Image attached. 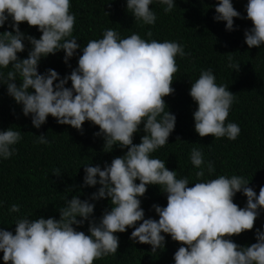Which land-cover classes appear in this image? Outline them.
Here are the masks:
<instances>
[{"label":"clouds","instance_id":"obj_1","mask_svg":"<svg viewBox=\"0 0 264 264\" xmlns=\"http://www.w3.org/2000/svg\"><path fill=\"white\" fill-rule=\"evenodd\" d=\"M153 3L126 0V10L135 21L152 25L156 13L149 6ZM158 3L165 14L175 6L174 0ZM70 6V0H0V27L10 18L12 29L0 33V84L20 105L22 114L30 116L32 127L39 129L48 116L78 131L89 121L98 126L94 135L102 137L104 148L116 145L127 151L103 169L83 165L81 187H99L88 199L76 195L64 199L57 208L59 219L21 216L14 222V234L0 229V259L4 264H93L116 253L115 233L132 228L129 239L149 245L151 252L163 249L165 235L178 242L181 246L173 254L174 264H264V224L255 231V243L240 246L231 239L253 229L254 220L264 211V185L257 195L240 175L201 179L206 172L212 176L213 162L193 147L189 160L197 169V182L188 187L187 178H177L175 170H168L164 160L152 155L167 143L174 129L175 115L167 110L163 97L174 91L176 58L187 55L184 46L174 40L144 39L135 32L121 37L112 28L103 30L101 38L78 45ZM214 11L213 20L223 21L228 31L233 29V18H240L231 0H217ZM245 11L244 18L252 27L244 31V43L259 48L264 45V0H247ZM22 22L35 26L39 39L22 33L18 28ZM151 35V31L145 33ZM24 41L30 50L27 58L19 59ZM78 49L77 66L69 75L61 78L53 69L38 73L42 57L63 50L67 65ZM227 60V67L238 68L231 55ZM68 81L71 87H65ZM188 95L196 104L192 118L200 137L237 138L239 126L226 122L234 95L223 83H216L211 67L200 70ZM141 125L144 135L133 144V134ZM35 137V143H49L45 134ZM21 138L17 128L0 131V159L14 155ZM149 185L166 193V206L152 205L158 219L144 218L140 207L139 198ZM237 192L246 197L244 207L233 203ZM104 198H108L110 210L98 220L90 219L93 202ZM19 210L17 204L8 209L10 213ZM86 220L88 234L74 229Z\"/></svg>","mask_w":264,"mask_h":264},{"label":"trees","instance_id":"obj_2","mask_svg":"<svg viewBox=\"0 0 264 264\" xmlns=\"http://www.w3.org/2000/svg\"><path fill=\"white\" fill-rule=\"evenodd\" d=\"M231 3L240 14V18H233L231 31L225 29L223 21L213 20L217 0H174L175 6L166 14L158 0H154L149 6L156 13L152 25L135 21L126 10V0H70L69 11L75 16L73 36L81 46L90 39L101 38L102 31L108 28L117 31L121 37L135 32L144 39H167L182 44L187 55L176 58L177 72L171 84L174 91L163 97L167 110L175 115L174 129L167 143L152 155L164 160L168 170H175L177 178H187L188 187H191L197 182V169L190 163L189 152L198 147L205 160L212 161L214 167L211 177L206 172L201 179L240 175L249 181L248 187L258 195L260 186L264 185V45L249 48L244 43L243 33L252 27L251 21L244 18L247 0H231ZM10 22L9 18L5 26L0 27V33L12 30ZM18 28L36 39L41 35L35 26L26 22L20 23ZM148 31H151V37L145 36ZM29 50L30 45L24 41V51L17 53L18 58H27ZM80 54L78 49L67 65L63 62V50L49 54L41 58L37 71L44 73L53 69L63 78L77 66ZM228 55L238 64L237 69L227 67ZM209 67L216 83H223L234 95L226 122L239 126L240 133L235 140L211 135L200 137L194 131L192 113L196 104L188 92L200 70ZM16 83L18 86L19 81ZM65 87H71V82L68 81ZM9 127L20 130L22 138L14 146V155L7 160L0 159V229L13 234L14 222L21 216L59 219L57 208L63 206L64 199H71L73 195L81 200L88 199L99 185L81 187L83 165L90 163L103 169L114 157L127 151L116 145L112 149L104 148L102 137L94 135L99 131L98 126L89 121H85L82 131H78L68 125H59L55 118L48 116L39 129L32 127L30 116L22 114L20 105L7 94L6 86L0 84V131ZM41 134L47 136L49 143H35V136ZM142 135L141 125L133 134V144H138ZM139 199L144 218L158 219L152 205L166 206V193L155 185L147 186ZM93 203L90 219L98 220L111 207L108 198ZM233 203L244 207L246 197L237 192ZM12 204L19 205V212L8 211ZM262 224L264 211L254 220L253 229L231 239L240 246L255 243V231ZM73 227L88 234L87 220L83 225ZM132 230L126 228L124 233H115L118 237L116 253L94 260L93 264H174L173 254L181 246L178 242L162 233L165 235L163 249L151 252L149 245L129 239ZM2 255L0 252V257ZM0 264H4L2 259Z\"/></svg>","mask_w":264,"mask_h":264}]
</instances>
